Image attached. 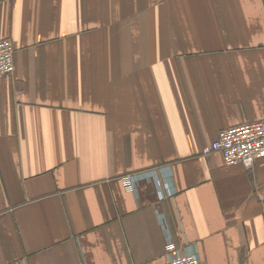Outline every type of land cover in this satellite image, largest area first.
<instances>
[{"label":"crops","instance_id":"obj_1","mask_svg":"<svg viewBox=\"0 0 264 264\" xmlns=\"http://www.w3.org/2000/svg\"><path fill=\"white\" fill-rule=\"evenodd\" d=\"M4 39L0 264H264V158L202 154L264 120V0H0Z\"/></svg>","mask_w":264,"mask_h":264},{"label":"built area","instance_id":"obj_2","mask_svg":"<svg viewBox=\"0 0 264 264\" xmlns=\"http://www.w3.org/2000/svg\"><path fill=\"white\" fill-rule=\"evenodd\" d=\"M14 55L13 42L10 39L0 40V79L14 72ZM214 153L219 154L224 164L230 166L241 164L250 167L257 160L263 159L264 120L221 130L216 139L202 149V154L206 156ZM151 174L156 175V171H151ZM140 177V174L123 176L121 180L125 190L135 192ZM156 177L155 182L160 189L161 186ZM166 185L169 184L166 183ZM172 193L173 190L170 187V191H167L166 195L170 196ZM166 250L168 254L166 264H203L195 252L181 253L177 250L169 235H166Z\"/></svg>","mask_w":264,"mask_h":264}]
</instances>
